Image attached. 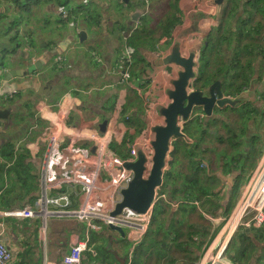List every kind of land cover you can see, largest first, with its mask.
Listing matches in <instances>:
<instances>
[{
  "label": "crops",
  "instance_id": "0c3cea01",
  "mask_svg": "<svg viewBox=\"0 0 264 264\" xmlns=\"http://www.w3.org/2000/svg\"><path fill=\"white\" fill-rule=\"evenodd\" d=\"M81 1L87 3V6L83 7H87L85 18H74V14L68 20L60 17L67 27H61L52 42L49 43L46 38L45 42L41 43L39 52L21 54L13 51L16 62L10 68L18 70L26 60H29V65L45 57L50 48L55 49V55L59 56L57 68L55 67L57 72L51 71L50 77L46 75V70L52 67V63L48 62L49 64L46 63L40 70H36L35 74L33 71L31 74L15 75L9 81L0 83L1 109L12 112L28 91L34 93L28 104L30 109L31 102L36 98L43 97L55 102L64 89H71L78 95L68 116V122L71 124L77 123L79 118L90 119L102 107L112 109L118 101H121L124 109H144L151 105L154 108L151 118L156 119L160 117L157 109L169 101L166 90L171 87L170 81L180 69L173 63L164 64L163 58L175 42L180 43L183 56H187L190 51H194L196 56H201L208 35L219 27L228 4V0H145L143 6L139 0H123L125 5L122 7L126 11H121L122 7L116 0H111L110 3L109 0ZM136 2L139 3L138 6ZM80 8L82 11V7ZM137 10L141 11V14L137 20H133L132 13ZM173 15L174 18L166 31L154 34L153 43L140 52L134 50L129 56L126 55L125 49L131 47L128 38L133 29L140 26L144 16L150 21V28L156 29L162 23L166 27L168 18ZM123 24L127 29L122 27ZM167 35L173 37L171 44H159V39ZM36 36L40 41V36ZM7 45L6 37L1 36L0 49ZM43 74L44 77H41ZM216 79L220 80L223 96L234 98L240 95L244 100L234 107L215 106L212 117H207L201 109L195 108L190 119L203 115L202 120L205 123L212 118L216 120L212 121L204 134L192 131L193 139L189 141H199L200 152L206 157L207 171L214 173L219 179L216 185L218 198L212 200L217 204V208L212 210L211 214L204 215V218L207 221L210 217L220 220L228 218L229 224L232 218L238 220L236 217L240 213L243 193L264 147V114L249 121L241 117L245 105L260 108L259 89L264 83V77L261 82L242 86L238 94L230 93L227 88L222 87L221 78H214L203 86L196 84L192 89H203ZM46 83L51 86L50 92L39 94L37 87ZM17 94L19 98L15 99ZM7 117L5 122L1 121L0 145L8 138L15 146L24 143L29 153L26 162L39 172V191L34 201H24L22 206L9 209H18L26 204L34 206L38 198L44 195L47 198L59 193L69 195V203L66 207L58 209L61 211L47 206V215L36 213L27 218H0L4 227L3 239L11 252V264H44L48 259L59 262L67 252L66 237L72 232L88 242L87 249L82 254L81 264H234L226 255L225 248L231 237L227 239L224 230H211L203 236L194 237L193 241L186 236H176L172 231L167 234L159 232L157 236L146 233L138 241V225L123 224L124 234L121 235L107 225L103 227L102 221L93 222L94 227L87 230L86 222L77 216L83 203L79 185L70 183L63 184L60 188L45 189V180L54 178L55 174L67 175L69 163L57 170V148L47 169L43 171V148L35 145L44 126L43 122L31 114L32 118H27L29 123L25 124V133L11 138L2 136L5 133L2 128L7 126ZM127 124L140 131L144 126L142 114L130 116ZM37 128L41 130H36ZM60 145L65 146L66 143L62 142ZM80 146L89 148L91 143L85 141ZM112 149L121 159H126L129 154L127 139L115 141ZM0 161L4 162L1 156ZM162 198L164 200V197ZM176 205L177 203L170 207L173 213ZM191 218L192 216L183 221L187 222Z\"/></svg>",
  "mask_w": 264,
  "mask_h": 264
},
{
  "label": "trees",
  "instance_id": "16d2710c",
  "mask_svg": "<svg viewBox=\"0 0 264 264\" xmlns=\"http://www.w3.org/2000/svg\"><path fill=\"white\" fill-rule=\"evenodd\" d=\"M0 1L6 10L11 6L24 10L30 5L28 3L23 6V3L28 0ZM69 1L31 0V3H34L37 10H44L45 4L52 8L58 4L67 6ZM139 1L144 6L145 0ZM108 2L110 3L111 0ZM116 2L120 7L125 5L123 0H116ZM138 4L136 2V6ZM64 11L67 13L66 19H71L74 8ZM121 11L126 9L122 7ZM263 15L264 0H228L227 10L219 27L208 35L206 46L201 51L199 74L196 78L198 86L206 85L210 80L221 78L219 75H222V87L227 88L230 93L238 94L242 85L261 82L264 77V37L262 35L264 23L260 22L258 17H264ZM6 18L11 19L9 22L11 25L19 21L0 10V22H4ZM173 18L174 15L168 18L166 27L162 23L160 27L152 29L149 26L150 21H147L144 16L140 26L133 29L128 38V44L136 52H140L154 42L156 32L166 31ZM122 27L127 29L125 24ZM3 28L0 27V29ZM259 93L260 108L255 109L254 105H245L241 114L243 119L249 121L264 114V83ZM215 120L212 118L205 123L194 118L183 127L188 141L184 138L173 141L168 155V168L164 174V184L157 192L158 196L164 194V200L160 197L152 208L146 233L157 236L159 232L167 234L172 231L176 236H186L193 241L194 237L211 232L213 224L209 222L208 225L207 221L204 223L201 220L204 216L200 206L203 207L205 201L218 198L219 191L214 186L219 179L214 173L207 171L206 157L200 152L199 141L191 143L189 139H193L192 131L197 130L198 133L204 134ZM28 155L27 147L15 146L11 140L0 145V156L4 160V162L0 161L1 209L19 207L18 205L22 206L24 201L29 203L36 198L39 191V172L26 162ZM164 186L165 190H163ZM175 203H177L176 209L171 216L169 208ZM211 204L213 209L217 207L216 204ZM195 215L199 220L193 219ZM190 216L192 218L189 221H183V219L188 220ZM96 221L100 220L93 219V222ZM102 226L106 227L105 224ZM225 249L226 255L234 264H264V225L260 227L238 225Z\"/></svg>",
  "mask_w": 264,
  "mask_h": 264
},
{
  "label": "built area",
  "instance_id": "2783aa9c",
  "mask_svg": "<svg viewBox=\"0 0 264 264\" xmlns=\"http://www.w3.org/2000/svg\"><path fill=\"white\" fill-rule=\"evenodd\" d=\"M172 40L173 37L170 35L162 36L159 44L170 45ZM133 51L131 47L125 49L127 56ZM188 88L192 89L195 86L189 85ZM77 96V92L64 89L55 102L43 97L32 101V115L44 124L39 143H35L36 146L40 145L43 148L41 163L43 171L47 169L57 148L59 150L57 170L69 163L67 175L55 174L54 178L45 180V189L60 188L63 184L70 183L79 185L83 194V203L77 216L86 222L87 230L94 227L93 219H99L105 225L110 223L138 225L136 240L140 241L146 233L151 212L139 215L124 208L117 216L112 217L109 213L118 201L119 190L126 186L132 176V170L124 167V161L133 162L139 149L145 153L148 160L150 159L152 154L150 143L154 138L151 128L154 125L163 124V118L160 115L156 119L151 118V112L154 109L151 105H147L144 109L137 107L124 109L121 101H118L112 109L102 107L90 119L79 118L77 123L71 124L68 122V116ZM138 113H141L144 119V126L140 131L134 130L127 124L129 117ZM198 117L202 121L203 115ZM182 123L180 120L179 124ZM101 124H104L102 130ZM123 139L128 141L129 154L126 159H121L112 149L115 141ZM85 141L91 143L89 148L80 146ZM62 142L66 145L61 146ZM75 145L77 146L74 147ZM161 197L164 195L162 194ZM68 203L67 193H59L50 198L44 195L38 198L34 206L26 204L18 209H0V218H27L33 217L36 213L47 215V206L55 211H61L58 209L66 207ZM240 207L238 220L225 234L227 239L232 236L238 225L244 227L264 225V147L243 193ZM202 214L205 215L204 212ZM207 219L211 223L224 220L213 217ZM3 233V222L0 220V264H11V252L3 239ZM87 243V239H82L77 233H69L66 237L67 252L62 255L60 261L48 259L44 264H81Z\"/></svg>",
  "mask_w": 264,
  "mask_h": 264
},
{
  "label": "water",
  "instance_id": "95a60500",
  "mask_svg": "<svg viewBox=\"0 0 264 264\" xmlns=\"http://www.w3.org/2000/svg\"><path fill=\"white\" fill-rule=\"evenodd\" d=\"M141 11H134L132 19L137 20ZM83 32L80 33L82 35ZM55 49H50L45 57L29 63L26 60L21 69L14 70L10 66L15 63L16 55L6 46L0 49L4 54L0 57V83L9 81L15 75L23 73H32L40 70L41 66L50 61L52 55L56 53ZM200 56H196L194 51H190L187 56H183L180 51V43L175 42L170 52L163 58L164 64L173 63L179 66L176 77L170 81L171 87L166 90L168 103L157 109L158 115L162 116L163 124L154 125L151 130L154 138L150 145L152 154L148 160L142 150L137 151V157L133 162L124 161V167L132 170V176L125 187L119 190V198L115 203L113 210L109 213L114 217L121 214L124 208L134 211L136 214L143 215L151 212L157 201V192L164 184V174L168 168L169 152L174 140L184 138L188 141L186 134L183 131V125L179 124L190 120L192 111L201 109L207 117H212L214 107L224 108L225 106L234 107L238 102L244 100L242 96L234 98L223 96L220 89V80H214L203 89H188L196 85V78L199 74ZM196 68V70H194ZM48 71V72H47ZM51 69L46 70V75H49ZM44 77V74L41 75ZM195 79V80H194ZM49 83L40 84L37 87V92L41 95L50 92ZM9 111L5 108H0V125L2 119H5ZM104 128V124L100 125V129ZM113 230L118 231L121 235L124 234L121 224H108Z\"/></svg>",
  "mask_w": 264,
  "mask_h": 264
},
{
  "label": "rangeland",
  "instance_id": "374dc122",
  "mask_svg": "<svg viewBox=\"0 0 264 264\" xmlns=\"http://www.w3.org/2000/svg\"><path fill=\"white\" fill-rule=\"evenodd\" d=\"M1 2L2 1H0V10L5 12L7 14V16L12 17V19L15 18L16 21H18V20L19 21L14 22V25H11L9 23L11 21V19H8V18H6L4 20V22H0V27H4L3 29H0V37L1 36L6 37V41L8 44L6 46L7 48H9L12 52L13 51L15 53L20 52L21 54L28 53V52L29 53L39 52L40 51L39 47H41V43L45 42L46 38L49 39V43L52 42V40L55 39V35L60 31L61 27H65V28L67 27L66 25H64L63 20H62V19H66V17H67V13L64 10H69V9L75 8L74 12H73L74 18H85V16L87 15V14H84L85 11H87V7L83 8V7H85V5L87 6V3L83 2L81 0H70L67 6H61L58 4L52 8H50V6H48V4H45L44 10H37V8L34 6V3L33 2L31 3V0H28V2L23 3V6L30 3V5H29L30 9L28 8L29 10L26 8L24 10H21V9H18L17 6H15V7L11 6V8L6 10L1 5ZM80 7H82V11H84V12L80 11V9H81ZM20 11H21V13H19ZM80 12H82V13H80ZM258 18H259L260 22L264 23V17L259 16ZM36 35L40 36V38H41L40 41L37 39ZM262 35L264 37V29L262 30ZM263 45H264V38H263ZM50 49L52 50V48H50ZM3 54H4L3 52H0V57ZM58 58H59V56L53 54L52 58L49 61L52 63L51 71L54 73L57 72L55 70V67L57 68V59ZM0 61H2L1 58H0ZM202 67H201V69H202ZM0 71H1V67H0ZM34 74H35V72H34ZM50 75H51V72L49 73L48 76L50 77ZM0 76H1V74H0ZM219 77L223 78L222 75H219ZM240 83L242 84V82H240ZM242 86H248V85H242ZM32 94H34V93L31 91L26 92L21 97V100L17 103V105H19L20 107L18 108L16 105V107L14 109H12V112L10 111V113H9L10 115L8 114V117H7V119H8L7 126L5 128H2L3 130H5V133L2 136H4V137L10 136L11 138L12 137L17 138V136H21V135H23V133H25V130H26L25 124L27 125L29 123V120L27 118H29V119L32 118L31 117L32 102L30 104V109L28 106V104L30 103V98L32 99ZM18 98H19V94L16 95L15 99H18ZM0 103H1V99H0ZM19 118H21V120L23 118L24 119L22 121L21 120L19 121ZM194 118H198V120L201 121L199 117H194ZM194 118L192 117L189 121H191ZM2 120H3V122H5V119H2ZM189 121H187V122H189ZM202 121H204V120H202ZM187 122H185V123H187ZM185 123H182V125ZM183 127H184V125H183ZM38 129L41 130V128H37L36 130H38ZM195 132L197 133L198 131L195 130ZM40 136H41V133L39 135V138H40ZM39 138L36 141L37 143H39ZM7 140L10 141L9 138ZM18 144L25 146L24 143H18ZM166 188H167V186H166ZM214 188L216 189V186H214ZM163 190H165V186L163 187ZM212 200L213 199H211L210 201H205V204H203V207L200 206L202 211L205 213V215H209V213L211 214L214 211L212 204H211V203H214ZM214 204H216V203H214ZM199 205H200V203H199ZM169 210H170V208H169ZM199 211H200V209H199ZM202 216H204V215H202ZM193 219L199 220L197 215H195ZM201 220L204 223H206L205 221H207L204 217H202ZM209 221H207L208 225H209ZM227 221H228V218H225L223 221H217V222H213V223L210 222L211 224H213L211 227L212 231L216 232V231H220V230H225V234H226L229 227L231 226V223H232V225L234 223V220L233 221L231 220L229 222V224L227 223Z\"/></svg>",
  "mask_w": 264,
  "mask_h": 264
},
{
  "label": "bare ground",
  "instance_id": "6f19581e",
  "mask_svg": "<svg viewBox=\"0 0 264 264\" xmlns=\"http://www.w3.org/2000/svg\"><path fill=\"white\" fill-rule=\"evenodd\" d=\"M235 216V215H234ZM237 218V217H236ZM233 220V218H232ZM236 221V219H234V222ZM234 224V223H233ZM230 227H233V225H231ZM86 246H88V243L86 244Z\"/></svg>",
  "mask_w": 264,
  "mask_h": 264
},
{
  "label": "flooded vegetation",
  "instance_id": "af4514ba",
  "mask_svg": "<svg viewBox=\"0 0 264 264\" xmlns=\"http://www.w3.org/2000/svg\"><path fill=\"white\" fill-rule=\"evenodd\" d=\"M161 195H162V194H161ZM161 195H160V196L157 195V200L161 197ZM163 195H164V194H163Z\"/></svg>",
  "mask_w": 264,
  "mask_h": 264
}]
</instances>
